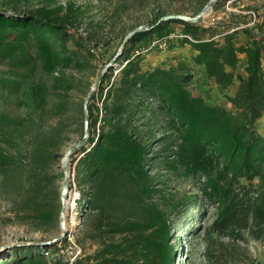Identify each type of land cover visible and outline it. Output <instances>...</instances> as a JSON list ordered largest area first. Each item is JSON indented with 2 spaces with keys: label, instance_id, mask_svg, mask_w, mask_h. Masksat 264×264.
<instances>
[{
  "label": "trees",
  "instance_id": "1",
  "mask_svg": "<svg viewBox=\"0 0 264 264\" xmlns=\"http://www.w3.org/2000/svg\"><path fill=\"white\" fill-rule=\"evenodd\" d=\"M241 1L168 0L164 9L152 0L147 28L125 42L133 30L126 32L114 51L119 37L93 43L79 28L86 12L72 2L44 0L18 12L25 0H13L15 11L0 10V96L27 111L0 110V189L13 216L36 232L59 228L66 173L55 167L72 143L85 141L69 157L94 249L73 264H177L175 225L199 196L217 205L203 232L204 261L264 264L244 246L264 243V21L225 8ZM207 5L229 19L159 23ZM177 27L188 38L171 42L167 62H148L159 50L136 55ZM39 72L57 76L50 85ZM67 72L102 77L81 98ZM160 169L194 180L199 194L179 197ZM51 249L58 243L15 247L0 264H51Z\"/></svg>",
  "mask_w": 264,
  "mask_h": 264
},
{
  "label": "rangeland",
  "instance_id": "2",
  "mask_svg": "<svg viewBox=\"0 0 264 264\" xmlns=\"http://www.w3.org/2000/svg\"><path fill=\"white\" fill-rule=\"evenodd\" d=\"M13 0H0V10L12 12L15 11L14 5L10 2ZM44 0H25V4L20 5L18 12H25L26 10L36 8ZM97 1V3H96ZM61 4L69 2L74 3L76 6L83 8L86 12L82 23L79 25L81 32L90 33L92 35L93 43L97 41L105 40V38H116L112 51L118 48L120 38L126 32H130L139 26L146 25L152 18L154 5L152 0H58ZM146 4V6H144ZM160 4L165 9L168 0H160ZM241 6H248L251 8L250 13L243 11ZM157 8V6H156ZM227 11L236 13H242L247 19L251 18L258 22L264 21V0H242L234 7H225ZM225 9V10H226ZM224 9L217 11L211 10L210 13L202 20L204 26L208 27L217 21L228 20L229 17ZM250 14V15H248ZM249 16V17H248ZM180 28L177 27L176 31L180 32ZM171 52H163L160 56L150 55L148 62L152 65L167 62ZM106 72V69L102 70V73ZM57 76H49L43 72L37 74L39 81L46 82L52 85L53 80ZM69 81H72L75 86H79V89L72 91V94H76L78 97L86 98V90L88 85L94 83L92 87L98 81L97 76H92L90 72L83 74H73L67 72ZM211 96L216 102L225 105V100L220 97L217 92H212ZM89 97H87L88 100ZM0 110L4 112H11L12 114H20V112H27L25 108L20 107L17 104V99L11 97L0 96ZM78 142V141H76ZM72 143L68 149L65 150L66 155L57 163L55 169L57 172L65 171L68 168L70 172H74V166L71 164L69 157L70 150L73 148ZM160 144V143H159ZM160 174H165V178H168L167 186L172 192H177L179 197L188 196L191 194H199L197 191V183L192 179L174 178L169 175L165 169L158 171ZM70 173V174H71ZM70 175L66 174V178L63 182L59 183L62 191V201L64 188ZM199 203L187 211H183L180 219L175 225V231L173 233L174 244L180 249L177 255V264H207L202 256L203 246V232L209 228L212 222L216 218V207L210 202L206 201L202 196L198 197ZM12 201L6 193H3L0 189V261L9 258V252L12 248L21 247L24 245L44 244L58 240L59 251L49 250V258L51 264H72L75 259L82 256L85 251H93L90 247V243L84 236L86 228V219L84 218V208L81 203L79 191L76 189L69 192V196L66 201L65 216L61 214V221L57 230H51L47 233L36 232L31 227L21 224L20 220L13 216L12 213ZM67 239L68 245L62 244L60 241ZM223 242L227 243L228 239L222 237ZM247 247L253 257L258 258L264 262V243L251 241L249 244H244ZM193 250L192 257H187ZM192 254V253H191ZM243 261L246 260L243 256ZM243 261L242 264L244 263Z\"/></svg>",
  "mask_w": 264,
  "mask_h": 264
},
{
  "label": "water",
  "instance_id": "3",
  "mask_svg": "<svg viewBox=\"0 0 264 264\" xmlns=\"http://www.w3.org/2000/svg\"><path fill=\"white\" fill-rule=\"evenodd\" d=\"M213 9V7L211 5H207L201 12L200 14H198L197 16H190L187 14H171V15H167L161 18V20L159 21V23H166V22H170V21H174V20H180V21H184V22H188V23H192V24H198L200 22H202V20L210 13V11ZM147 28V25H142L137 27L136 29H134L130 35L128 36V38L125 40V42L131 37L133 36L135 33L140 32L144 29ZM117 61V58L113 61V63H115ZM102 75L99 77L97 83L95 84L93 90H96L99 87L100 84V80H101ZM89 99L86 101V109L88 108V104H89ZM89 134V122L87 121L86 123V137H88ZM85 141H83L81 144L76 145L72 148V151H75L77 149H79L80 147H82L83 145H85ZM70 170L67 168L66 169V174L69 176L70 175ZM70 182L69 180H67L65 188H64V194H63V209L65 210L66 208V201L67 198L69 196V192H70ZM58 240L56 241H52L50 242V244H57Z\"/></svg>",
  "mask_w": 264,
  "mask_h": 264
},
{
  "label": "built area",
  "instance_id": "4",
  "mask_svg": "<svg viewBox=\"0 0 264 264\" xmlns=\"http://www.w3.org/2000/svg\"><path fill=\"white\" fill-rule=\"evenodd\" d=\"M96 3H97V1H96ZM186 37L187 36L181 34L180 32H176V33L170 34L167 38H164V39H154L148 47H140L136 51V55H144L145 56V55L149 54L153 50H159L161 53L167 52V51H169V47H170V44H171L172 41L180 40V39H183V38H186ZM69 179L73 183V188H71V191L76 190L77 188H76V185H75V182H74V179H75L74 172H72L70 174ZM62 213H63V217H64L65 216V214H64L65 211L62 212Z\"/></svg>",
  "mask_w": 264,
  "mask_h": 264
},
{
  "label": "crops",
  "instance_id": "5",
  "mask_svg": "<svg viewBox=\"0 0 264 264\" xmlns=\"http://www.w3.org/2000/svg\"><path fill=\"white\" fill-rule=\"evenodd\" d=\"M264 123V122H263Z\"/></svg>",
  "mask_w": 264,
  "mask_h": 264
}]
</instances>
